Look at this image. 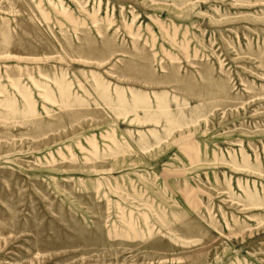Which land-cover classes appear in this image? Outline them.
I'll return each instance as SVG.
<instances>
[{
  "label": "rangeland",
  "instance_id": "374dc122",
  "mask_svg": "<svg viewBox=\"0 0 264 264\" xmlns=\"http://www.w3.org/2000/svg\"><path fill=\"white\" fill-rule=\"evenodd\" d=\"M0 264H264V0H0Z\"/></svg>",
  "mask_w": 264,
  "mask_h": 264
}]
</instances>
